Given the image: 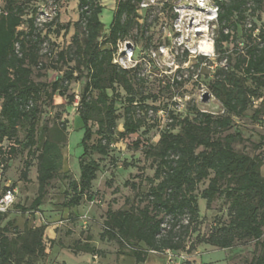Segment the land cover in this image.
I'll list each match as a JSON object with an SVG mask.
<instances>
[{"label":"trees","instance_id":"trees-1","mask_svg":"<svg viewBox=\"0 0 264 264\" xmlns=\"http://www.w3.org/2000/svg\"><path fill=\"white\" fill-rule=\"evenodd\" d=\"M140 1L116 0L107 34L100 39L103 25L100 0H77L75 25L82 28L83 39L79 40L74 34L71 43L58 50L55 56L52 49L47 50L48 63L39 60V52L48 40V33H58L63 27L58 24L56 15L38 28L34 9L25 18L26 4L18 0L0 1V180L17 146L20 151L27 149L29 158L21 177L27 178L32 157H35L38 193L27 207L14 204L15 198L12 204L21 212L35 211L42 204L45 187L63 167L62 150L67 141L64 122L54 136L46 126L39 125L42 106L45 101L50 102L54 94L72 104L75 95L68 92L69 86L81 75L82 67L86 72L76 108L83 128L79 176L75 179L63 172L62 177H67V194L61 205L76 207L92 199V183L101 167L93 154L109 157L114 163L110 146L118 137L151 157L155 167L153 175L145 177L147 187L144 191H140L135 182H124V186L135 190L137 204L127 209L107 208L99 234L101 241L116 240L131 247L134 264H143L150 252L168 251L177 256L180 252H191L198 244L229 249L236 241L254 240V251L259 250V253H254L246 264H264V178L258 171L259 160L234 150L232 143L238 132L222 135L233 125V117L245 116L252 101L260 98L264 91V21L254 38L252 32L256 25L252 23L248 30L245 29L246 43L235 50L233 61L227 57V64L216 69L209 84L223 113L213 115L194 109L193 118L180 117L167 110V106L158 108L146 102L156 97L142 92L141 87L150 80L140 74V65L124 69L113 62L117 42L127 39L134 25L144 45H154L146 21L150 7L139 15ZM216 3L219 7L218 36L214 45L218 50L221 43L232 38L236 21H245L248 15L255 16L264 0H216ZM169 11L168 6V17ZM25 21L27 30L20 28ZM62 63L66 69L54 80H33L34 67L60 70ZM163 83L165 86L179 81L169 78ZM117 103L122 107L121 116L117 113ZM161 110L169 119L162 128L158 126L159 119L153 118ZM149 111L152 117L148 116ZM259 113L260 106L253 110L251 118L256 119ZM119 120L122 131L117 130ZM145 125L160 127L153 144L142 135L147 130H141ZM176 126L178 131L174 132ZM19 131L24 134L22 140L18 138ZM93 136L96 138L91 141ZM262 145L264 141L254 147L258 149ZM205 180L206 186L199 189V184ZM8 187L14 188L5 183L0 186V198ZM218 197L227 202V219L218 221L207 234L200 235L197 232L200 225L198 200H204L208 207ZM10 206L0 212V222ZM45 228L39 225L28 230L14 252L6 227H1L0 264H22L23 255H43Z\"/></svg>","mask_w":264,"mask_h":264},{"label":"rangeland","instance_id":"rangeland-1","mask_svg":"<svg viewBox=\"0 0 264 264\" xmlns=\"http://www.w3.org/2000/svg\"><path fill=\"white\" fill-rule=\"evenodd\" d=\"M18 2L26 4L25 18L30 16L33 9L35 10V23L38 28H42V24L55 15L58 24L63 26L58 33H55V31L48 33V40L43 43L39 52L41 62L48 63L49 56H45L47 50L52 49L53 56H55L54 54L58 50L66 48L71 43L74 34H77L79 40L83 39L82 28L75 25L78 19L77 0H18ZM100 3L103 6L100 14V21L103 24L100 38L102 39L107 34L116 0H100ZM159 6L160 4L150 8L146 14V21L149 25L148 32L151 34L154 47L162 43L161 21H168V6H163L161 10ZM234 20H236L235 17ZM263 21L264 3L255 12V16L248 15L245 21H236L232 38L226 43H221L218 50L214 45V52L211 57L204 59H189L186 55L174 57V61L180 66L183 63L186 64L175 71L178 73L177 75L160 72L165 68L170 70L168 66L172 60L171 54L160 55L158 60L162 67L159 70L153 68L151 74L148 73L145 62L148 61L146 54L151 45L145 46L144 40L138 38L136 35V32H139L138 27L134 25L127 39L137 48L135 58L140 59L141 74L148 76L150 80L141 87L142 92L153 94L156 97L153 100L149 98L146 102L158 108L167 106V110H171L180 117L193 118L194 109L213 115L222 114L221 104L211 93L209 84L214 78L216 69L227 64V57L232 58L231 61H233L235 50H240L246 43L245 29L248 30L252 23L255 24L256 28L252 32V38H254ZM20 28L27 30V22L25 21ZM216 30L217 27H215L213 33L214 40L218 36ZM59 69L45 70L37 66L33 69L32 78L35 81H52L57 74H61L66 69V65L60 64ZM44 72L45 75H43ZM85 72V69L81 67V75L70 83L68 92L75 95L72 104H67L65 98L54 94L51 101H45L42 106L39 125L46 126L52 136H54L61 122L66 124L67 141L62 150L64 161L61 171L45 187L42 204L35 211L21 212L12 204L4 219L0 222V228L4 226L7 229L6 235L14 252H17L20 242L28 230L39 225L46 226L43 233L44 254L40 256L23 255L20 258L22 264H134L131 247L116 240L101 241L99 234L102 230V222L107 208L113 210L127 209L137 204L135 190L131 189L130 186H124V182H135L139 184V190L144 191L147 187L145 177H151L154 172L155 165L151 162V157H146L142 150L128 145L124 140L117 137L110 146V154L115 159L114 163L111 162L109 157L93 154V158L100 162L101 167L92 183V199L84 200L76 207L61 205L67 194V177H62L63 172H66L71 178L76 179L79 176L78 157L82 152L80 140L83 128L77 116L76 108ZM169 78H175L179 83L164 86L163 82ZM204 92L209 93L207 100L202 99ZM261 92V97L252 101L246 115L233 117V125L222 135L227 132H238V137L232 143V147L236 151L243 152L251 157H257V160H259L258 171L260 176L264 178V145L258 149L254 147L260 141H264V91ZM120 94L123 96V91L120 90ZM93 95H95V92ZM176 96L181 98L180 106L176 105L174 100ZM259 106L260 113L256 119H252L253 110ZM116 109L119 116H121L122 107L120 103L116 104ZM59 114L60 118L58 117ZM148 116L152 117L150 111ZM153 118L155 120L159 119L160 124L158 126L161 128L166 122H169L166 120L167 117L162 115L160 111L155 113ZM160 127L145 125L144 129L141 130H147L142 135L153 144L158 138ZM95 128L96 126L93 125L92 129L95 130ZM117 130H123L121 120L118 121ZM176 131H178V126L174 128V132ZM23 136V132L19 131V140H22ZM95 138L93 136L91 141H94ZM5 144L8 143L5 142ZM17 149L11 158L7 160L6 169L1 176L0 186L4 183L12 184L15 189L14 204L27 207L38 193L37 160L32 157V164L28 169L27 178L22 179L21 171L29 155L27 149L20 151L18 146ZM206 184L207 180L199 184V189L205 187ZM198 204L200 225L197 232L200 235L207 234L212 227L218 224V221L223 222L227 219V202L223 198H215L208 207L202 199L198 200ZM254 250V240H241L236 241L229 249L198 244L189 253L180 252L177 256L168 253L164 255L172 256L173 260H170L172 264H194L196 260L205 264H246L254 253H259V250ZM154 257L151 255L147 264Z\"/></svg>","mask_w":264,"mask_h":264},{"label":"built area","instance_id":"built-area-1","mask_svg":"<svg viewBox=\"0 0 264 264\" xmlns=\"http://www.w3.org/2000/svg\"><path fill=\"white\" fill-rule=\"evenodd\" d=\"M158 4H160V10L168 4L170 16L168 21L163 20L160 23L162 43H159L157 47L150 46L146 54L148 61L145 63L148 73L151 74L153 68L159 70L162 67L158 60L160 55H172L168 66L170 70L165 68L160 72L164 74L168 72L173 75H177L178 73L175 71L186 65L183 63L180 66L174 61V57L177 55H186L189 59H204L213 55V33L217 27L219 12L216 0H141L137 12L142 15L144 9L154 8ZM139 21L142 22V17L139 18ZM135 51L136 47L129 39L119 40L116 44L113 62L124 69L134 68L140 65V59L135 58ZM174 100L176 105L180 106L181 98L176 96ZM160 113L166 116L164 111L161 110ZM166 120L169 121V119ZM14 198L15 189L8 187L0 198V212H5ZM166 253L170 254L168 251Z\"/></svg>","mask_w":264,"mask_h":264},{"label":"crops","instance_id":"crops-1","mask_svg":"<svg viewBox=\"0 0 264 264\" xmlns=\"http://www.w3.org/2000/svg\"><path fill=\"white\" fill-rule=\"evenodd\" d=\"M164 254H167V253L150 252L148 254V256H147V259L145 260V262L143 264H147L148 263V260H149L151 255H153L155 257L152 258V260H151V262L149 264H171L169 255L166 256ZM194 264H205V263H203L202 261H197L196 260V263H194Z\"/></svg>","mask_w":264,"mask_h":264},{"label":"water","instance_id":"water-1","mask_svg":"<svg viewBox=\"0 0 264 264\" xmlns=\"http://www.w3.org/2000/svg\"><path fill=\"white\" fill-rule=\"evenodd\" d=\"M209 98V93L208 92H204L202 95V99L203 100H207Z\"/></svg>","mask_w":264,"mask_h":264}]
</instances>
